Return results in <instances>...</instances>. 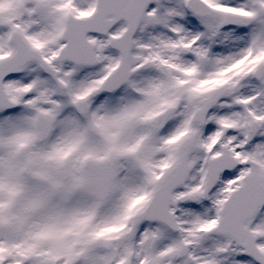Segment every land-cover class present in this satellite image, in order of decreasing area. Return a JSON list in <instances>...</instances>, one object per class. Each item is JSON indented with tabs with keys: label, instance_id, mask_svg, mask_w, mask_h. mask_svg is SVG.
Returning a JSON list of instances; mask_svg holds the SVG:
<instances>
[{
	"label": "snow or ice",
	"instance_id": "1",
	"mask_svg": "<svg viewBox=\"0 0 264 264\" xmlns=\"http://www.w3.org/2000/svg\"><path fill=\"white\" fill-rule=\"evenodd\" d=\"M0 264H264V0H0Z\"/></svg>",
	"mask_w": 264,
	"mask_h": 264
}]
</instances>
